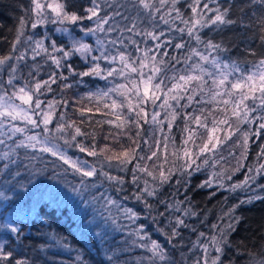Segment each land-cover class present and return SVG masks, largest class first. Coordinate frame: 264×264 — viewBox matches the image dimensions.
Masks as SVG:
<instances>
[{"label": "trees", "instance_id": "trees-1", "mask_svg": "<svg viewBox=\"0 0 264 264\" xmlns=\"http://www.w3.org/2000/svg\"><path fill=\"white\" fill-rule=\"evenodd\" d=\"M206 2H208L209 9L220 7L223 10L225 7L230 8L229 18L237 21V23L231 26H221L223 28L222 32L216 31V26L198 28V34L205 41L212 39L214 42H221L223 39L230 50L219 53L220 59L225 63L235 61L240 64L241 68L254 71L250 62L264 56V43L261 41L262 33L260 31V20L264 19V4H261L260 0H206ZM71 3L81 13L83 8L91 6L89 0H71ZM101 3L109 15H112L114 11H119L122 16H116L113 21H110L116 26V30L107 35L98 32L96 36H85L79 31L78 27L76 28V38L89 43L94 49L98 47L96 44L97 37L105 41L107 55L125 52L136 60L137 57H143L145 49L151 48L153 51L148 52L149 56L156 55L157 61L163 59L167 62L165 65H161L166 70V73L162 72L160 74L161 78L165 74L171 77L174 74H185V69L190 70L189 66L194 62H198V57H192L188 64L183 62L184 58L189 55L190 49L208 54L204 45L197 43L193 37H189L187 32L180 33L175 30L177 28H187L188 25L182 23L181 19H174L176 16L174 11L171 16L167 15L171 9L170 0L167 5H160L159 0H154L155 6L160 8V12L155 13L154 21L146 19L145 11L134 0H101ZM191 3L192 0H180V3L176 5L181 11L182 19L188 20L189 25L192 23V19L195 18L189 7ZM30 7L31 0H0V56L12 55L13 60L9 61L8 64L17 67L15 73H11L7 65L0 70V94L10 95L13 91L24 86L32 88L38 81L42 83L45 80H50V77L55 73L57 82L51 84V90L42 88L41 92L43 94H36L43 102L41 108L48 109L52 113V123L49 125L51 128H54L57 123L75 121L76 126L83 131L94 134V138L93 135H89L87 137H78V140L83 141L86 145L95 143L97 149L107 145L112 152H120L129 147H136V145L132 144V140L129 139V137H132V139L138 141L137 152L139 155L147 156L151 154L152 150H155V142L157 140L163 141L165 135L170 137V141L174 138L175 147H179L183 138L187 135L183 132L186 115H200L201 109H205V114H207V111L212 110L215 106L214 102H193L190 107H183L188 103L186 98L180 100L179 106L176 105L175 101L169 100V103L173 105L178 113L176 120L172 123L171 131H169L168 120L166 119L167 114L165 113L170 112L171 109L159 107L164 97L157 93V95H161V99L156 101L155 106L150 100L140 105L148 113V123L140 120L139 128L135 123H127L122 129L117 128L115 125L119 122L115 121V117L111 114L104 115V113H109V109L103 107L104 101L101 100L98 103L95 96L91 99L88 97L91 93H97L101 90L107 91L121 83L126 84L127 88L131 89L132 85L127 77H109L107 80L95 76L81 78L79 75L74 76L66 67L57 69L51 59L43 52L33 59L34 53L32 49L35 45L27 39L28 37H32L33 40H41L45 36H49L58 42L62 41V43H58V46L68 45V40L63 38L61 33L55 31L57 25L49 24L47 27H38L33 30L29 22L24 29V34L20 37L21 43L16 45L15 51L12 50V43L16 38L20 18L26 15L34 18V14L29 11ZM200 10H203V2L200 5ZM103 14L102 12L101 15ZM214 14V12H206L205 17L207 18ZM161 15L169 21L168 24L160 20L159 17ZM132 23L137 25V31H153L157 35L160 32H164V36L160 37V41L154 42L151 38L143 35L136 36L130 32L123 31L125 26L131 27ZM84 25L95 26L89 21H84L80 26ZM105 27L107 28V25ZM114 39L118 40L116 45L108 43L109 40ZM120 40H122V43L119 42ZM167 40L172 43L170 45H162L160 49H155V43ZM132 41H136L139 44L141 49L139 52L136 51V45ZM44 43L45 46H48L50 40H44ZM177 43L183 44L184 47L176 49L174 45ZM22 52L26 53L25 60H16L15 57ZM164 52H167L168 55H162ZM251 53H255V56L251 55ZM53 55L58 57L60 53H53ZM91 55L99 56L100 52L93 51ZM213 55H216V53H213ZM173 57L179 58L180 63H176ZM88 59L89 63L86 64L79 55H76L71 57L66 63L72 65V71L78 74L88 70L91 66V56ZM245 61L249 63H245ZM99 63L105 68L112 66L103 60ZM138 63L139 61L137 60ZM114 66L120 67L119 62L117 61ZM205 67L209 66L205 65ZM61 72L68 77L66 81L59 78ZM144 72L149 73V69H144ZM130 76L139 82V78L134 73L130 74ZM11 77H15L13 79L14 86L7 84L8 79ZM65 84H71V87H63ZM165 84L170 86L171 82L165 80ZM209 84H211L210 80ZM140 87L142 90L143 86L141 85ZM164 91H167L166 87ZM109 96L118 100L123 99L114 92L109 93ZM186 96L187 93H185ZM201 98L210 100V94L204 95L201 93V95L196 97V100L199 101ZM129 99H131L133 105L137 103L134 92L129 93ZM64 101H67L66 107L63 104ZM49 102L53 104L52 109L48 108ZM220 106L223 107V105ZM85 108L92 111L85 112L82 117L79 109ZM97 108H99V111H97ZM120 111L123 116H131L133 120L135 119V113H128L126 107ZM153 113H159L157 120L162 122L160 125L152 122ZM214 114L218 117L222 116L219 112ZM258 114L259 109L257 113H253V115ZM61 116H63V119H61ZM210 120L211 118H209V126H211ZM97 121L101 123H97ZM106 121H113V123L110 124ZM231 123L233 128L239 125V131L218 146L214 154L208 153L207 155L210 157L209 165L203 166L189 180L188 201L181 204L180 207L181 209L187 208L190 202L192 211L196 213L194 216H183L182 212L171 213L170 210L165 213L164 217H157L158 223H155L153 217L157 215V212L164 211L165 206L157 202L158 198L148 197V201L156 210L150 214L145 210L144 204L137 201L134 197L135 193L140 192L144 188L143 181H149L150 185L155 183L152 181V177L142 172H136V176L140 179L134 184L132 182L134 165L137 162L142 165L147 164L151 170L155 162L157 165L162 164L164 170L171 168L175 158L171 155L174 151V146L170 142L167 162L164 161L161 145V151L158 152V160L156 157L153 160L144 161L137 159L125 166V173L122 175L125 182L121 186L122 190L116 194L112 193L111 197L120 203L121 208L133 209L139 214V218L134 222L130 221L123 216L121 211L113 207L111 215L116 219L115 224L110 220L105 222L103 217L95 212L98 206L88 210L81 208L83 211L77 213L73 207L71 197H60L56 202H50L47 196L40 199L38 195L25 192L24 189L20 188V184L28 188L32 187L28 184V176L33 168L45 170L46 175L40 184V190L43 192L51 191L53 187L63 190L69 184L64 178L66 173H62L63 170L54 161H51L46 156L37 155L38 153H34L30 149L16 147V144L23 140L22 133L14 131L17 125L7 122L0 124V140L3 141V143H0V157L5 152L9 153L8 160L0 159V192L9 197L8 200L0 199V244L4 245L5 251L13 252L11 264H14L15 259L27 260L28 264H100L102 260L105 261V264H109L108 255L113 256L111 264H150L148 258L151 257V253L144 248L133 245L132 241L137 238L134 235H129L138 226H144L147 235L165 247V251L172 258L171 264H196L197 260H200L201 264L203 252L200 244L206 242L205 237L215 234L212 225L222 223L218 218L228 212L232 205L238 204L240 200L247 199L249 195L256 196L259 194L264 196V188L258 187V185H264V175L257 176L255 172V168L260 163H264V157L258 159L260 147L264 145V130L258 128L259 121L245 124L233 119ZM192 127L195 128L196 126L192 124ZM160 128L163 129L162 132ZM138 131L140 132L139 137H137ZM256 131L260 132L259 136L252 135ZM199 132L204 133L205 130L199 129ZM244 132H248L250 136L247 159L242 161L245 167L233 174L232 170L237 167V159L243 152L242 134ZM109 133L112 135L110 136ZM218 135L223 137L224 133L221 132ZM145 140L148 141L147 144L144 143ZM61 142L62 140L57 141L62 146L63 151L73 159L87 160L89 165H92L93 159H98L97 157H89L85 153H81L76 147L64 145ZM197 143H200V141L197 140ZM188 147L192 148L191 143ZM193 150L198 151L197 149ZM107 155H111V152L107 153ZM33 156L37 158L31 159ZM99 158L103 160V157ZM203 159L204 157H201L197 163H201ZM12 160H16L17 163L12 164ZM213 161L216 162L214 167L212 166ZM112 162L117 164L115 160ZM6 163L9 164L7 169L4 168ZM176 163H182V161H176ZM24 165H28V168H25ZM249 167L253 169L251 173H248ZM17 170L20 173L18 176L15 175ZM213 172L223 173L220 179L225 184V188H220L218 185L213 188H198L197 185L211 178ZM246 174L257 176L256 183L251 185L255 191L248 192L237 189L233 192L226 190L233 183L243 181ZM229 175L232 176L231 180L227 179ZM176 178L177 176L172 178L173 185L166 184L163 186L160 191V197L170 202L173 199L184 200L183 189H181L179 194L174 191ZM213 193L215 194L213 195ZM38 199L39 203H37ZM29 206L34 208L31 215L24 216L18 212V209ZM84 214L87 215L88 220H92L93 216L96 217L91 231L81 224V215ZM236 214L242 216L243 219L237 226L236 232L230 235V247L225 250L221 259L224 264H229V262L231 264H260L261 261H264V200H254L250 204L240 205L236 209ZM103 215L106 217L108 213H103ZM172 216H181L188 225L187 228L180 229L182 235L177 238L180 244L176 248L167 243L165 236L160 231V229L165 232L170 231L169 220ZM5 223H11L13 226H19L23 229V236L20 240L13 237L4 228ZM96 225H99V227H96ZM95 232L104 233L103 240L96 237L94 235ZM200 233H204L205 237H201ZM51 237H56L60 241L66 242L68 247L62 248L55 245ZM146 242L150 241H137V243ZM210 254L211 256L216 255L211 249ZM78 256L81 259H77ZM158 264H161V262H158Z\"/></svg>", "mask_w": 264, "mask_h": 264}, {"label": "snow or ice", "instance_id": "snow-or-ice-1", "mask_svg": "<svg viewBox=\"0 0 264 264\" xmlns=\"http://www.w3.org/2000/svg\"><path fill=\"white\" fill-rule=\"evenodd\" d=\"M146 13V19L150 21L155 20V13L160 12V8L156 7L154 0H134ZM171 9L167 15L171 16L172 12L176 13L174 19H181L182 23L188 25L187 28H177L176 31L180 33L187 32L189 37H193L197 43L203 44L207 55L199 52L195 49L189 50V55L184 58V63L188 64L192 57H198V62L192 63L189 69H185V74H174L171 77H168L166 74L161 78L160 74L162 72L166 73L165 68H162L161 65H165L167 62L163 59L157 61L156 55L149 56L148 52L153 51V49L148 48L144 50L143 57H137L136 60L132 59L130 54L125 52H119L116 55H107V47L105 41L97 37L96 44L97 48H93L89 43L83 42L82 39H77L75 36L76 28H79V31L82 32L85 36H96L99 33H105L106 35L116 30V26L110 21H113L116 16H122L119 11H114L112 15H109L104 8L102 7L101 0H89L91 6L83 8L82 13L76 10L75 6L71 3V0H31L30 13L34 14L32 16L26 15L25 17L20 18L19 28L17 29V34L15 41L12 43V50H16V45L21 43L20 37L24 34V29L27 24L31 23V28L33 30L38 27H47V25H57L55 31L62 34L63 38L68 40V45L58 46V42L54 39H51L49 36H45L41 40H33L32 37H28L29 41H32L35 47L32 49L34 53L33 59L36 56L40 55L41 52L45 53L52 63L56 66L57 69L67 68L72 74L79 75L81 78L95 76L100 79L107 80L109 77H127L129 83L132 85L131 89L127 88L126 84H118L116 87L108 89L107 91L101 90L97 93H91L89 99L93 96L97 98V101L103 100V107L109 109V113H104V115H113L115 121H118L115 126L119 129H122L127 123H135L136 126L140 127V120H143L144 123H148V113L140 107V105L145 104L147 101H151L155 106L156 101L161 99L163 95L164 99L159 107L164 109H171L167 115L170 117L168 119V129L171 131L172 123L176 120L178 113L172 104L169 103V100L175 101L176 105L179 106L180 100L187 99L188 103L183 107H190L193 102L195 103H212L214 102L215 106L212 110L207 111L205 114V109L200 110V115L188 114L185 117V127L183 132L187 135L183 138L182 144L179 147H175L174 138L165 135L163 141L157 140L155 142V150L151 151L150 155L144 156L139 155L137 148L139 147L138 141L129 137L132 140V144L136 147H129L120 152H112L111 149L105 145L104 147L97 149L96 144L92 143L91 145H86L83 141L78 140V137H87L89 134L83 131L80 127L76 126L75 121L57 123L54 128H49V125L52 123V113L44 112L42 115V120L37 121L32 119L29 115V111L35 112L37 109H41V104L43 103L39 96L36 94H43L41 92L42 88H47L51 90V84H55L56 74L50 77V80H45L42 83L36 82L34 87L29 88L27 86L20 87L16 91H13L9 100L13 97L21 101L22 105H27L28 110H25L20 105L8 104L7 107L0 105V117H11L13 120L18 117L26 121L27 124H31L34 128H39L41 123L43 124V133L44 136L41 138L39 135H30L27 136L25 140H21L16 144L17 148L31 149L34 152L47 153L48 155L54 157L56 160L62 162L63 165H67L68 168H71L74 173L79 174L81 177L79 185L71 188V191L74 192L77 196L81 197V203L86 206L92 205L99 200H103L102 205L105 212L108 213V216H101L107 221H111L113 224L116 223V219L111 215L112 208L123 213V216L130 220L135 221L139 218V214L131 208H121L120 203L113 199L110 195H105L104 192H101L99 196L93 194L90 200H85L83 198V193L88 192L90 189L97 188L98 182L99 186L102 187L104 182L109 184L116 185V191L119 192L122 190V185L124 180L122 177L113 176L109 172L104 170V163L107 162L108 167H112V161H117V167L120 170H124V167L127 164L133 162V160H153L154 157L159 159L158 152L162 151L164 153V161L168 160V148L169 143L171 142L174 146V151L171 155L175 158L171 168L164 170L163 165H157L155 162L152 165V169H149L147 164H140L137 162L134 165L133 171V180L135 184L140 179L136 176V172L145 173L147 176L152 177L153 184H149V181L145 180L144 188L140 192L135 193L134 197L137 201H140L144 204L145 210L150 214L153 211H156L153 208V205L148 201V197L158 198L157 202L163 204L164 211L157 212V215L153 217V221L158 223L157 217H164L165 213L171 210V213L182 212L183 216H194L196 213L192 211L190 207L181 209L180 205L188 201L187 191L188 183L190 178L195 172H199L203 166L209 165L210 157L208 153H215L218 146L226 142L231 138L235 132L239 131V125L233 128L231 121L235 119L240 123H255L259 121L258 128L264 130V56L258 60L251 61V68L254 69H244L240 67V64L233 61L230 63H225L220 59L219 53L228 52L229 46L221 40V42H214L212 39L203 40L198 34V28L216 26L215 30L222 32L223 28L221 26H231L237 23L229 18L230 8L225 7L221 10L220 7L215 9H209L208 2L206 0H192V3L189 4L192 13L194 14V19L189 25L188 20H183L181 16V11L176 5L180 3V0H170ZM203 2V10H200V5ZM160 5H167L169 0H159ZM261 4H264V0H260ZM104 13L101 15V13ZM206 12H214L212 16L205 17ZM127 19L126 17H124ZM160 20L165 24H168L169 21L161 15ZM84 21L92 22L95 26H80ZM242 23V22H241ZM107 25V28L105 27ZM247 27V26H246ZM137 25L132 23L131 27L125 26L123 31L130 32L133 35L151 38L152 41H160V37L164 36V32H160L157 35L153 31H137ZM260 31H261V41L264 43V19L260 20ZM44 40H50L48 46H45ZM119 42L122 43V40ZM108 43L116 45L118 40H109ZM136 45V51H140L139 44L136 41H132ZM172 42L170 40L155 43V49H160L162 45H170ZM176 49H182L183 44L177 43L174 45ZM93 51H99V56L91 55ZM250 51V50H249ZM53 53H60L57 57ZM216 53V55H213ZM79 55L85 63H89V56H91V66L88 70L75 73L72 71V65L67 64L66 62L73 56ZM162 55L167 56L168 53L164 52ZM255 56V53H251ZM26 58V53H20L15 57L18 61H24ZM13 60L12 55L0 56V70L3 69V66L7 65L11 73L17 71V67L12 64H8L9 61ZM101 60L106 61L110 67H102L99 63ZM137 60L139 63L137 64ZM173 60L176 63H180L179 58L173 57ZM120 64V67H115L117 63ZM245 63H249L245 61ZM208 65L209 67H205ZM174 67V66H173ZM144 69H149V73H145ZM135 74L139 78L137 80L132 79L130 74ZM207 77V79H206ZM11 77L8 79L7 84L10 86L13 85V79ZM59 78L62 80H67L68 77L64 76L63 72L59 74ZM165 80L171 82L170 86L165 84ZM209 80L211 84H209ZM143 86L142 90L140 86ZM63 87L70 88L71 84H65ZM167 88V91H164V88ZM116 93L117 96L122 97L123 99L118 100L114 97H110L109 93ZM134 92L137 99V103L133 105L131 99H129V93ZM160 93L161 95H157ZM185 93L187 96L185 97ZM210 94V100H201L197 101L196 97L201 95ZM171 94V95H170ZM35 96V99H34ZM219 98V99H218ZM2 99V98H0ZM110 100V102H108ZM251 102V103H249ZM64 106H67V101L63 102ZM220 105H223L221 107ZM127 108L128 113H135V119L133 120L131 116H123L121 109ZM48 108L52 109V102L48 103ZM258 115H253L257 113ZM81 116L83 117L85 112H91V109H79ZM99 111V108H97ZM221 113L222 116H217L214 113ZM230 113V115H229ZM159 113H153L151 120L153 123L160 125L162 122L157 120ZM209 118H211L209 126ZM63 119V116H61ZM83 122V121H82ZM107 123H113V121H106ZM97 123H101L97 121ZM192 124L196 127L193 128ZM71 129V131H69ZM199 129H204V133H200ZM15 132H23L21 128H15ZM162 132L163 129L160 128ZM224 133V136L221 137L218 133ZM51 133V135H49ZM59 134V135H57ZM111 136L112 134L109 133ZM252 135L259 136L260 132L256 131ZM140 136V132H137V137ZM249 133L244 132L242 134V147L243 152L241 156L237 159V167L234 168L233 174L239 171L241 168L245 167L243 160L247 159L248 152V142H249ZM107 139V137H106ZM62 140L64 145L74 146L81 153H85L89 157H103V160H98L100 167L89 165L87 160H73L69 157L64 151H61L60 145L55 141ZM197 140L200 143H197ZM0 143H3L0 140ZM144 143H148L147 140ZM191 143L192 148L188 147ZM239 144V142H238ZM193 149H197L193 150ZM111 152V155L107 153ZM234 155V154H233ZM201 157H204L201 163H197ZM264 157V145L260 147L258 153V159ZM37 157L33 156L31 159H36ZM0 159L8 160L9 153H3V156ZM176 161H182V163H176ZM12 164H16V160L11 161ZM215 161H213L212 166H215ZM25 168H28V165H24ZM4 168H9V164H4ZM264 163H260L255 172L257 176L264 175ZM253 169L248 168V173H251ZM158 173V175H157ZM11 174V173H10ZM15 175H20L17 170ZM46 173L44 169H31L28 176V184L31 185V188L26 187L23 184H20V188L24 189L25 192H30L33 195H38L40 199H43L45 196L49 198L50 202H56L60 197H67V193L62 191L59 188L53 187L51 191L43 192L40 190V184L43 182V178ZM173 176H177L174 181V191L176 193H181L183 189L184 200H175L167 201L160 197V191L164 185H173ZM223 176V173L211 174V178L204 180L203 183L198 184V188H213L218 185L220 188H225L220 177ZM257 176L246 174L243 181L238 183H233L230 188H227V191H236L241 189L243 191H255L251 187L252 184L256 183ZM228 180L232 179V176L227 177ZM258 187L264 188V185H258ZM215 193H213L214 195ZM0 199L8 200L9 197L5 196L3 192H0ZM254 200H264V196L257 194L256 196L249 195L247 199L240 200L238 204L232 205L228 212H225L218 219L222 221L221 224H214L212 228L215 231V234L205 237L204 233H200L201 237H205L206 242L201 243L200 247L203 252V264H224V261L221 259V256L225 253V250L230 247L231 241L229 239L232 233H235L237 226L240 224L243 219L242 216L236 214V209L243 204H250ZM39 203V199L37 200ZM73 207L76 209L77 213H81L83 210L80 208L79 204H76L75 200L72 201ZM34 211L32 206L27 208L18 209V212L24 216L31 215ZM96 217L93 216L92 220H88L87 215H81V224L89 231L92 230V226L95 224ZM171 225L170 231L165 232L163 229H160L162 235L165 236V239L169 245H172L173 248L179 246L180 241L177 239L180 237L181 228H187L185 220L181 216H172L169 220ZM99 227V225H96ZM4 228L12 234L17 240L23 236V229L19 226H13L11 223H5ZM94 235L103 240L104 233L95 232ZM129 235L136 236V240H133L132 243L135 246L146 249L151 253L149 257L150 264H171L172 258L169 253L165 251V247L158 243L156 240L151 239L144 230V226H138L134 232L129 233ZM55 245L67 248L68 245L66 242H62L56 237H51ZM137 241H150L146 243H137ZM211 251L216 253L215 256H211ZM13 258L12 251H5L4 245L0 244V264H11ZM77 259H81L79 256ZM109 264L113 259L112 255L107 257ZM14 264H28L27 260L24 259H15ZM100 264H105V261H100ZM196 264H200V260L196 261ZM231 264V262H229ZM260 264H264V261H261Z\"/></svg>", "mask_w": 264, "mask_h": 264}, {"label": "rangeland", "instance_id": "rangeland-1", "mask_svg": "<svg viewBox=\"0 0 264 264\" xmlns=\"http://www.w3.org/2000/svg\"><path fill=\"white\" fill-rule=\"evenodd\" d=\"M11 94L10 95H2V94H0V98H2V99H0V105H4L5 107H7L8 104L20 105L25 110H28L29 106L22 105L20 100L15 99L14 97L11 100H9V97H11ZM0 110H2V109H0ZM44 112H49V110L41 108V109H37L35 112L29 111V115H31L32 119H35L37 121H41L42 120V115H43ZM165 114H167V112ZM166 119L168 120V119H170V117L167 115ZM6 122L10 123V124H13V125H17L16 126L17 128H21V129L24 130L23 132H20L23 135V140H25L26 137L30 136V135H39L41 138H43V136H44V133L42 131V129H43V124L42 123H41L39 128H34L31 124H27L26 121H24L23 119H21L19 117L17 119H15V120H13L11 117H0V124L6 123ZM49 128H51V127L49 126ZM49 135H51V133H49ZM57 135H59V134H57ZM57 141H55V142L57 143ZM61 143H63V141ZM60 148H61V151H63L61 145H60ZM34 153H38L37 155H42V156L48 157V159H50L51 161H54L59 166V168L61 170H63L62 173L63 172L66 173L64 178H65V180H67V184H69V185H66L67 188L63 189L62 191L66 192L67 196L71 197L72 201L75 200L76 204L80 205V208L88 210V209H91L93 207L96 208V206H98V208L95 209V212L97 214H99V216H101V213H107V212L104 211V209L102 207V205L104 203L103 200H99L98 202H96V203H94L92 205L86 206L85 204L81 203V197L77 196L74 192L71 191L72 187L79 185V182H80V179H81L79 174L74 173L73 170L71 168H68L67 165H63L61 163V161L56 160L54 157L48 155L47 153H39V152H34ZM73 160H78V159L76 158V159H73ZM98 160H101V159L100 158H98L97 160L93 159L92 160V166H95V167L99 168L100 164L98 163ZM112 164H113L112 167H108L107 162H105L104 163V170L109 172L113 176L122 177V175L125 173V169L126 168L124 167V170H120L116 166L117 165L116 163L112 162ZM115 189H116V185L115 184H109L108 182H104L103 186L100 187L99 186V182H98V190H97V188L90 189L88 192L83 193V198L85 200H90L91 196L93 194H96L97 196H99V194L101 192H104L105 195H110L111 196L112 193H115V194L118 193ZM103 216H105V215H103ZM201 261H202L201 264H203V259L202 258H201Z\"/></svg>", "mask_w": 264, "mask_h": 264}]
</instances>
